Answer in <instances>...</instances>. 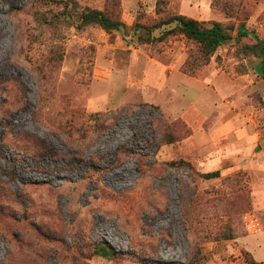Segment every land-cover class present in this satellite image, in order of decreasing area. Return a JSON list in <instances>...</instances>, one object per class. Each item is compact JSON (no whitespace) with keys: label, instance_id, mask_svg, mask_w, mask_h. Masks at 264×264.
I'll return each mask as SVG.
<instances>
[{"label":"rangeland","instance_id":"rangeland-1","mask_svg":"<svg viewBox=\"0 0 264 264\" xmlns=\"http://www.w3.org/2000/svg\"><path fill=\"white\" fill-rule=\"evenodd\" d=\"M178 15L230 39L205 59ZM257 44L264 0H0V264H259Z\"/></svg>","mask_w":264,"mask_h":264},{"label":"trees","instance_id":"trees-1","mask_svg":"<svg viewBox=\"0 0 264 264\" xmlns=\"http://www.w3.org/2000/svg\"><path fill=\"white\" fill-rule=\"evenodd\" d=\"M51 1V0H49ZM81 25H97L105 33L110 35L112 32H122L126 26L119 21L114 19L111 15L106 14L103 11L86 9L80 16ZM175 23V28L179 30L188 40L197 43L201 49V55L207 59L212 53L227 40L230 39V35L225 32L224 28L219 23H212L210 27L205 28L199 22L187 18L185 16H174L171 17L166 24ZM249 34L243 27L239 28L238 36L246 37ZM254 53H262V61L258 68L259 76L264 79V48L258 44L254 46ZM219 176L218 171L203 174L206 179H212ZM229 239H232L229 236ZM97 255L103 258H110L113 253L107 250L106 247L100 246L97 249Z\"/></svg>","mask_w":264,"mask_h":264},{"label":"crops","instance_id":"crops-1","mask_svg":"<svg viewBox=\"0 0 264 264\" xmlns=\"http://www.w3.org/2000/svg\"><path fill=\"white\" fill-rule=\"evenodd\" d=\"M262 155L264 156V147H262ZM259 161L262 163L264 161V157H259ZM262 172H259V174ZM264 176V173H263ZM262 176L261 179H264ZM259 176L257 175V181L255 183H251V187H253L254 189V201H253V213L254 216H256L257 218H259V221H261L262 223H264V221L262 220V218L264 217V181L263 180H259L258 181ZM263 216V217H262ZM248 237H252L254 240V245L255 247H251V245L249 246L248 243L246 242ZM244 248L249 251V253L252 254L253 258L255 259V261H257L259 264H264V257H257L255 255V251L258 249H263L264 250V228L260 229V231L256 234V235H247V237H244ZM264 253V252H263ZM261 256H264V254H261Z\"/></svg>","mask_w":264,"mask_h":264}]
</instances>
